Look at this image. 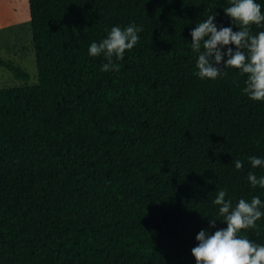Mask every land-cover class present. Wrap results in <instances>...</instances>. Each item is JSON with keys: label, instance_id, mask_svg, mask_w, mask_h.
<instances>
[{"label": "trees", "instance_id": "trees-1", "mask_svg": "<svg viewBox=\"0 0 264 264\" xmlns=\"http://www.w3.org/2000/svg\"><path fill=\"white\" fill-rule=\"evenodd\" d=\"M28 3L38 79L0 87V264H195L198 232L226 227L218 190L233 206L264 202L247 181L264 176L248 161L264 159V101L243 94L237 69L195 75L190 32L213 12L237 31L229 0ZM130 24L139 42L119 71H101L90 44ZM256 223L241 235L264 245Z\"/></svg>", "mask_w": 264, "mask_h": 264}, {"label": "clouds", "instance_id": "clouds-1", "mask_svg": "<svg viewBox=\"0 0 264 264\" xmlns=\"http://www.w3.org/2000/svg\"><path fill=\"white\" fill-rule=\"evenodd\" d=\"M229 3L230 6L223 11L237 31L234 32L232 27L218 29L216 13L213 12L190 32L191 50L198 55L195 75L215 80L224 69H237L247 77L243 94L250 100L264 101V31L256 34L251 31L252 25L264 26L262 6L256 0H229ZM142 31L135 24L124 28L113 26L99 43L90 44L88 53L92 57L103 55L106 63L101 71H119L120 65L116 61L122 60L125 52L139 42L138 34ZM248 161L252 168L264 167L262 158L250 156ZM243 167V161H235V169ZM247 181L252 188L264 189V176L257 177L250 171ZM227 195L226 190L221 188L212 201L219 206L218 213L226 227L211 234L207 229L198 232L195 236L197 244L191 249L195 264H264V245L241 235L242 230L257 228L256 222L264 217L261 210L264 202L260 197L253 196L250 202L241 198L233 206L231 199L226 200ZM216 223L214 219L209 220V227H215Z\"/></svg>", "mask_w": 264, "mask_h": 264}, {"label": "rangeland", "instance_id": "rangeland-1", "mask_svg": "<svg viewBox=\"0 0 264 264\" xmlns=\"http://www.w3.org/2000/svg\"><path fill=\"white\" fill-rule=\"evenodd\" d=\"M0 57L13 60L29 72V79L24 80L0 65V87L37 82L28 0H0ZM89 204L95 207L93 197Z\"/></svg>", "mask_w": 264, "mask_h": 264}]
</instances>
